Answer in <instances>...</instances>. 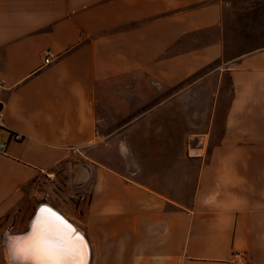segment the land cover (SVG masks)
Listing matches in <instances>:
<instances>
[{
	"label": "crops",
	"instance_id": "1",
	"mask_svg": "<svg viewBox=\"0 0 264 264\" xmlns=\"http://www.w3.org/2000/svg\"><path fill=\"white\" fill-rule=\"evenodd\" d=\"M224 12L0 0V237L45 203L89 264H264V46L224 57Z\"/></svg>",
	"mask_w": 264,
	"mask_h": 264
},
{
	"label": "bare ground",
	"instance_id": "2",
	"mask_svg": "<svg viewBox=\"0 0 264 264\" xmlns=\"http://www.w3.org/2000/svg\"><path fill=\"white\" fill-rule=\"evenodd\" d=\"M29 228V232L25 234H4V255L8 264H35L34 260L27 258V250L29 245L45 232L51 234L53 244L61 241L66 243L68 249L65 252L75 259L76 264H89L91 251L86 237L49 204L39 206Z\"/></svg>",
	"mask_w": 264,
	"mask_h": 264
},
{
	"label": "rangeland",
	"instance_id": "3",
	"mask_svg": "<svg viewBox=\"0 0 264 264\" xmlns=\"http://www.w3.org/2000/svg\"><path fill=\"white\" fill-rule=\"evenodd\" d=\"M226 12H224L223 23L227 26L226 43L227 53L231 54L251 51L264 46V0H221ZM74 203H76L74 201ZM73 202L69 204L79 214V209ZM41 204H38V206ZM37 206V207H38ZM36 207V208H37ZM80 215V214H79ZM6 232L18 233L7 228L0 239L3 244V236ZM58 244L68 247L64 241ZM21 256V255H20Z\"/></svg>",
	"mask_w": 264,
	"mask_h": 264
},
{
	"label": "snow or ice",
	"instance_id": "4",
	"mask_svg": "<svg viewBox=\"0 0 264 264\" xmlns=\"http://www.w3.org/2000/svg\"><path fill=\"white\" fill-rule=\"evenodd\" d=\"M28 259L35 264H76L71 255L66 254L62 244H53L51 234L45 232L28 247Z\"/></svg>",
	"mask_w": 264,
	"mask_h": 264
},
{
	"label": "built area",
	"instance_id": "5",
	"mask_svg": "<svg viewBox=\"0 0 264 264\" xmlns=\"http://www.w3.org/2000/svg\"><path fill=\"white\" fill-rule=\"evenodd\" d=\"M50 58H51V55L49 54V52H46L45 54H44V57H43V63L44 64H48L49 63V61H50ZM18 137V136H17ZM2 148H3V146H2V144H0V151L2 150ZM238 257H237V261L238 260H240L241 261V259H242V256L241 255H237ZM237 261H234L233 263H236Z\"/></svg>",
	"mask_w": 264,
	"mask_h": 264
},
{
	"label": "water",
	"instance_id": "6",
	"mask_svg": "<svg viewBox=\"0 0 264 264\" xmlns=\"http://www.w3.org/2000/svg\"><path fill=\"white\" fill-rule=\"evenodd\" d=\"M39 206H40V205H39ZM39 206L35 209L33 215L31 216L30 221L33 219V217H34L35 214L37 213ZM29 224H30V222H29ZM29 229H30V228H29V225H28V228H27L24 232H22V233H18V234H25V233H28V232H29ZM3 237H4V236H3Z\"/></svg>",
	"mask_w": 264,
	"mask_h": 264
}]
</instances>
